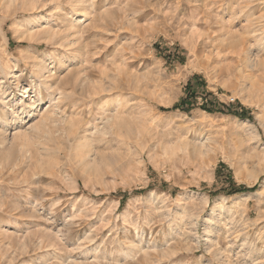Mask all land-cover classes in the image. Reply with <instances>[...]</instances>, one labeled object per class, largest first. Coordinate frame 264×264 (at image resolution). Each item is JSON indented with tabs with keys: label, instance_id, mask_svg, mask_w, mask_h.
Here are the masks:
<instances>
[{
	"label": "rangeland",
	"instance_id": "obj_1",
	"mask_svg": "<svg viewBox=\"0 0 264 264\" xmlns=\"http://www.w3.org/2000/svg\"><path fill=\"white\" fill-rule=\"evenodd\" d=\"M0 264H264V0H0Z\"/></svg>",
	"mask_w": 264,
	"mask_h": 264
},
{
	"label": "bare ground",
	"instance_id": "obj_2",
	"mask_svg": "<svg viewBox=\"0 0 264 264\" xmlns=\"http://www.w3.org/2000/svg\"><path fill=\"white\" fill-rule=\"evenodd\" d=\"M35 96H38V94H35ZM32 98V97H31ZM30 98V107L32 106V108L31 109H35V107H36V102H37V100L36 101H32V99ZM117 117V116H116ZM119 118V117H118ZM113 120V119H112ZM101 128H103V127H101ZM108 129V128H107ZM99 131H100V129H98ZM98 131V132H99ZM137 137V136H136ZM139 139V138H138ZM138 142V141H137ZM89 158V156H87V155H85L84 157H79L78 158V160L77 161H80V163H82V164H87V162H88V158ZM89 162H90V160H89ZM89 162H88V164H89ZM87 164V165H88Z\"/></svg>",
	"mask_w": 264,
	"mask_h": 264
},
{
	"label": "trees",
	"instance_id": "obj_3",
	"mask_svg": "<svg viewBox=\"0 0 264 264\" xmlns=\"http://www.w3.org/2000/svg\"><path fill=\"white\" fill-rule=\"evenodd\" d=\"M175 108H179V107H175ZM209 109V111H214V109L212 110V108H206V110ZM237 115H242L241 113L239 112H236ZM249 188L245 187V186H240L238 188H235L234 190H232L230 193L231 194H236V193H239V192H242V191H247Z\"/></svg>",
	"mask_w": 264,
	"mask_h": 264
}]
</instances>
